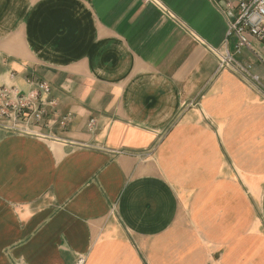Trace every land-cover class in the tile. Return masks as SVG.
Masks as SVG:
<instances>
[{"label": "crops", "instance_id": "obj_1", "mask_svg": "<svg viewBox=\"0 0 264 264\" xmlns=\"http://www.w3.org/2000/svg\"><path fill=\"white\" fill-rule=\"evenodd\" d=\"M217 1L0 0V92L51 86L0 125V264H264V42Z\"/></svg>", "mask_w": 264, "mask_h": 264}, {"label": "built area", "instance_id": "obj_2", "mask_svg": "<svg viewBox=\"0 0 264 264\" xmlns=\"http://www.w3.org/2000/svg\"><path fill=\"white\" fill-rule=\"evenodd\" d=\"M217 5L229 20V37H237L236 50L251 47L250 37L264 42V0H218ZM221 67L233 68L245 77L251 76V66L240 64L228 49H214ZM258 80V76L252 75ZM38 90L21 95L3 88L0 92V125L8 130L30 134L31 124H38L44 118L46 101L43 95L51 92L47 82L38 83ZM85 256L80 255L75 264H85Z\"/></svg>", "mask_w": 264, "mask_h": 264}]
</instances>
